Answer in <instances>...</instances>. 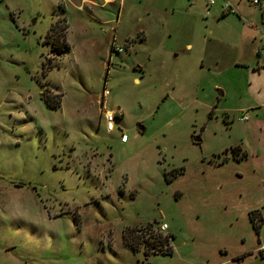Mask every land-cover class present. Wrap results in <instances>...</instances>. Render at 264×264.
Masks as SVG:
<instances>
[{
    "label": "rangeland",
    "instance_id": "rangeland-1",
    "mask_svg": "<svg viewBox=\"0 0 264 264\" xmlns=\"http://www.w3.org/2000/svg\"><path fill=\"white\" fill-rule=\"evenodd\" d=\"M92 1L0 0V264H264V0Z\"/></svg>",
    "mask_w": 264,
    "mask_h": 264
},
{
    "label": "built area",
    "instance_id": "built-area-1",
    "mask_svg": "<svg viewBox=\"0 0 264 264\" xmlns=\"http://www.w3.org/2000/svg\"><path fill=\"white\" fill-rule=\"evenodd\" d=\"M209 4H213L215 0H207ZM250 2H252L254 5H259L261 3L260 0H250ZM223 10L225 12H231V13H236V9L235 7L228 1L225 2V4L223 5ZM262 33H263V41H262V47H261V52L264 53V27L260 28ZM123 48L122 47H118L113 40V43L111 45V54L112 53H120L122 52ZM110 54V55H111ZM109 95V90L104 87L103 92H102V97H101V104L103 106L104 109V119L106 121V125H107V130L109 132H111L114 129V123L116 118H118L121 113L118 109H112V110H108L106 108V97ZM248 116L243 115L241 117V120H247ZM121 141H126V135H122ZM168 229V225L167 223H162L160 224V227L158 228V232L159 233H165Z\"/></svg>",
    "mask_w": 264,
    "mask_h": 264
},
{
    "label": "trees",
    "instance_id": "trees-1",
    "mask_svg": "<svg viewBox=\"0 0 264 264\" xmlns=\"http://www.w3.org/2000/svg\"><path fill=\"white\" fill-rule=\"evenodd\" d=\"M68 28V24L66 22L65 17L58 18V20L50 27L48 33H47V40L48 42H52V50L58 54L64 52L65 50H68L70 48L68 42L64 38H60L59 35L62 34V31L66 30ZM61 95H56V100H52L49 96L47 97V104L51 108H58L61 105V100H60ZM245 155V154H243ZM133 237L131 236H126L125 237V242L130 243L129 240H132ZM134 239V238H133ZM135 240V239H134ZM165 240H167L165 238ZM167 242V241H165ZM151 242H149L150 244ZM133 246V244H131ZM167 253H171L172 249L170 246H167ZM166 253V251H164Z\"/></svg>",
    "mask_w": 264,
    "mask_h": 264
},
{
    "label": "crops",
    "instance_id": "crops-1",
    "mask_svg": "<svg viewBox=\"0 0 264 264\" xmlns=\"http://www.w3.org/2000/svg\"><path fill=\"white\" fill-rule=\"evenodd\" d=\"M106 2H108V1H112V0H105ZM82 2H84V4H86V3H90V4H92L93 3V5H97L94 1H92V0H82ZM104 4L103 3H101L100 4V6H103ZM227 13V12H226ZM229 13V12H228ZM261 36L259 37L260 39H261V42L263 41V33L261 32ZM261 47H262V44H261V46H259L257 49H256V54H262V52H261ZM260 61L258 62V67H260V68H262L263 66H264V57L263 58H261V59H259ZM122 142H125V141H122ZM264 164H260V166H263ZM261 212L262 213H260L261 214V218L264 220V206L263 207H261Z\"/></svg>",
    "mask_w": 264,
    "mask_h": 264
},
{
    "label": "water",
    "instance_id": "water-1",
    "mask_svg": "<svg viewBox=\"0 0 264 264\" xmlns=\"http://www.w3.org/2000/svg\"><path fill=\"white\" fill-rule=\"evenodd\" d=\"M34 22H35V20H33V23H34ZM219 93H220V95H221V94H222V91L220 90ZM139 129H140L141 131H143V130H144V126H143V125H139ZM194 141L199 142V141H200V138H199V137H194Z\"/></svg>",
    "mask_w": 264,
    "mask_h": 264
}]
</instances>
